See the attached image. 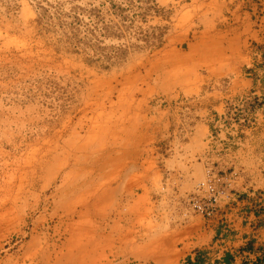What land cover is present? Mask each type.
<instances>
[{
    "label": "rangeland",
    "instance_id": "374dc122",
    "mask_svg": "<svg viewBox=\"0 0 264 264\" xmlns=\"http://www.w3.org/2000/svg\"><path fill=\"white\" fill-rule=\"evenodd\" d=\"M226 1L0 0V264H174L206 246L199 220L151 217L143 156L192 124L210 71L187 35L200 5L217 18ZM217 43L245 63L213 71L202 105L208 86L261 76L250 42Z\"/></svg>",
    "mask_w": 264,
    "mask_h": 264
},
{
    "label": "built area",
    "instance_id": "2783aa9c",
    "mask_svg": "<svg viewBox=\"0 0 264 264\" xmlns=\"http://www.w3.org/2000/svg\"><path fill=\"white\" fill-rule=\"evenodd\" d=\"M249 46L246 74L263 70L254 86L232 93L210 86L208 94L220 97L202 105L198 94L190 127L181 125L176 134L167 126L143 156L153 170L154 180L147 181L151 217L161 210L169 222L197 219L210 234L204 248L174 264H254L264 254V59L260 46ZM190 133L200 146L187 156L173 139Z\"/></svg>",
    "mask_w": 264,
    "mask_h": 264
},
{
    "label": "crops",
    "instance_id": "0c3cea01",
    "mask_svg": "<svg viewBox=\"0 0 264 264\" xmlns=\"http://www.w3.org/2000/svg\"><path fill=\"white\" fill-rule=\"evenodd\" d=\"M209 9L208 6L200 5L192 17L193 26L187 35L192 46L193 52L190 57L193 64L210 71L199 72L198 80L201 82L199 83V94L206 90L203 84L205 79H210L213 71H224L231 67L227 73L233 74L238 72L245 63L243 49H237L239 52L236 54L231 51L228 53L227 47L217 42H254L261 49L264 47V0H227L223 3V8L219 10L221 17L217 18L210 16ZM213 41L218 50L211 51L210 44ZM256 72L263 75L260 67L256 68ZM250 85L249 78L237 77L234 82H229L225 87L232 93ZM220 95L219 92L210 93L207 100L217 99Z\"/></svg>",
    "mask_w": 264,
    "mask_h": 264
},
{
    "label": "trees",
    "instance_id": "16d2710c",
    "mask_svg": "<svg viewBox=\"0 0 264 264\" xmlns=\"http://www.w3.org/2000/svg\"><path fill=\"white\" fill-rule=\"evenodd\" d=\"M262 57L264 59V47L262 49ZM254 264H264V254L262 255L261 259L258 262L254 263Z\"/></svg>",
    "mask_w": 264,
    "mask_h": 264
}]
</instances>
